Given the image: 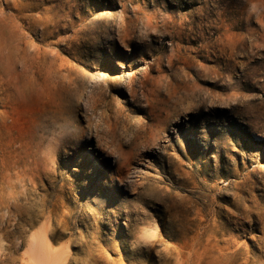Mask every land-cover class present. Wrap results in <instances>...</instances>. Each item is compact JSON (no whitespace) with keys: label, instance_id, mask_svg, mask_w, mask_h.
<instances>
[{"label":"rangeland","instance_id":"rangeland-1","mask_svg":"<svg viewBox=\"0 0 264 264\" xmlns=\"http://www.w3.org/2000/svg\"><path fill=\"white\" fill-rule=\"evenodd\" d=\"M0 264H264V0H0Z\"/></svg>","mask_w":264,"mask_h":264},{"label":"bare ground","instance_id":"bare-ground-1","mask_svg":"<svg viewBox=\"0 0 264 264\" xmlns=\"http://www.w3.org/2000/svg\"><path fill=\"white\" fill-rule=\"evenodd\" d=\"M35 245H36V242H32L31 248L35 247Z\"/></svg>","mask_w":264,"mask_h":264}]
</instances>
